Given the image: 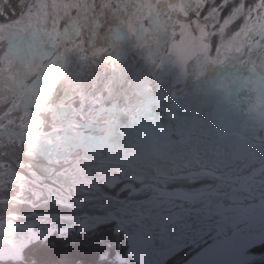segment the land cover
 <instances>
[{
    "label": "flooded vegetation",
    "instance_id": "1",
    "mask_svg": "<svg viewBox=\"0 0 264 264\" xmlns=\"http://www.w3.org/2000/svg\"><path fill=\"white\" fill-rule=\"evenodd\" d=\"M125 57L129 65L115 58L110 75L101 70V83L90 89L48 94L44 79L60 70L44 71L0 108V124H9L0 133V197L81 204L108 194L111 200L89 205L120 219L0 214V256L66 254L103 229L122 239L129 255L132 238L150 240L153 264H180L214 241L216 264L264 250V220L247 218L264 215V74L244 72L233 88L235 77L224 71L223 102L202 116L193 84L190 91L169 87L167 65L151 77L145 55Z\"/></svg>",
    "mask_w": 264,
    "mask_h": 264
},
{
    "label": "rangeland",
    "instance_id": "2",
    "mask_svg": "<svg viewBox=\"0 0 264 264\" xmlns=\"http://www.w3.org/2000/svg\"><path fill=\"white\" fill-rule=\"evenodd\" d=\"M207 1L0 0V108L26 92L58 51L60 72L48 94L66 86H98L101 70L108 77L115 58L129 65L125 55H145L144 65L154 67L151 77L167 65L169 87L190 91L193 84V107L207 116L223 102L224 71L235 77L233 88L244 72L264 74V0H242L227 10L214 9V3L206 8ZM133 39L137 46L130 45ZM26 222L32 226L33 219ZM116 258L127 255L117 252ZM263 261L264 250L248 251L235 264Z\"/></svg>",
    "mask_w": 264,
    "mask_h": 264
},
{
    "label": "water",
    "instance_id": "3",
    "mask_svg": "<svg viewBox=\"0 0 264 264\" xmlns=\"http://www.w3.org/2000/svg\"><path fill=\"white\" fill-rule=\"evenodd\" d=\"M56 54L57 55L54 60L60 58V54L58 53V51ZM58 74L52 77L53 79L50 81V85H52L53 80ZM6 125L9 124L7 122L0 124V133L2 132L4 126ZM12 162L14 161L12 160ZM23 171L29 174V172H27L25 169H23ZM111 199L112 197L110 195L101 194L83 199L81 204H69L58 201L49 202L46 200L32 202L28 199L20 198L15 195H9L5 197H0V214H6L9 212L21 213V214L36 213V214H45V215L76 214V215H91V216H102V217H111L115 219H120V217L112 213L109 208L89 205L90 202L111 200ZM247 218L250 221L264 220V215L247 216ZM132 243L133 245L130 250V255L135 260H137L139 264L154 263L148 254L147 246L150 243V240L138 237V238H132ZM216 250H219V244L217 243V241L206 243L204 246L200 248V250L196 254H193V256L188 257L180 264H216V258L219 256V253L216 252Z\"/></svg>",
    "mask_w": 264,
    "mask_h": 264
},
{
    "label": "trees",
    "instance_id": "4",
    "mask_svg": "<svg viewBox=\"0 0 264 264\" xmlns=\"http://www.w3.org/2000/svg\"><path fill=\"white\" fill-rule=\"evenodd\" d=\"M207 1L206 8L211 7V3L217 4L214 9L227 10L238 5L242 0H212ZM244 3H252L253 0H243ZM255 1V0H254ZM0 18L3 14L0 13ZM122 239L110 233V229H103L100 235L95 233L87 238L84 246L76 241L73 250L66 254L37 253L27 254L18 257H0V264H139L120 245ZM119 251L127 255L125 260H118L115 253ZM256 264H264L258 262Z\"/></svg>",
    "mask_w": 264,
    "mask_h": 264
},
{
    "label": "bare ground",
    "instance_id": "5",
    "mask_svg": "<svg viewBox=\"0 0 264 264\" xmlns=\"http://www.w3.org/2000/svg\"><path fill=\"white\" fill-rule=\"evenodd\" d=\"M216 42V41H215ZM217 44V43H216ZM45 72H47V74H55L56 72H57V70H56V67H55V65H52L51 67H50V69L48 70V71H45ZM47 74H45V75H47ZM44 75V76H45ZM41 78H43V77H41ZM38 83V82H37ZM36 83V88H40V84H37ZM44 87H48L47 85H44V86H42L41 88L43 89ZM32 93H33V90L31 91ZM30 95V92H29V94L26 96V98H24V99H22V101L20 102V104L21 105H23V104H25V103H27V100H28V96Z\"/></svg>",
    "mask_w": 264,
    "mask_h": 264
}]
</instances>
